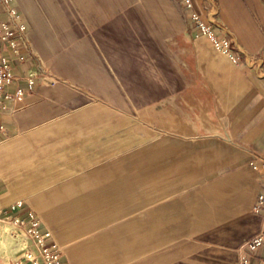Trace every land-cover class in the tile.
<instances>
[{"label":"crops","instance_id":"obj_1","mask_svg":"<svg viewBox=\"0 0 264 264\" xmlns=\"http://www.w3.org/2000/svg\"><path fill=\"white\" fill-rule=\"evenodd\" d=\"M191 1L231 56L183 0L11 2L30 47L4 53L50 78L8 87L24 95L0 110V207L34 211L63 264H264V244L244 248L264 191L249 164L264 161V0Z\"/></svg>","mask_w":264,"mask_h":264},{"label":"built area","instance_id":"obj_2","mask_svg":"<svg viewBox=\"0 0 264 264\" xmlns=\"http://www.w3.org/2000/svg\"><path fill=\"white\" fill-rule=\"evenodd\" d=\"M11 2L12 0H0L1 12L5 14V18L0 19V110L9 100L22 99L24 95L22 88L17 86L14 92L8 90L15 81L24 78L28 88H32L36 81L50 78L35 71L17 75L11 59L4 53L5 48H9L12 55L21 61L24 56L20 46H23L26 51H29L30 47L26 25ZM183 4L190 12L192 29L196 36H208L217 51L230 55V39L214 35L211 26L205 23L200 14L193 9L191 0H183ZM249 164L264 177L263 160L260 164L255 160L250 161ZM21 206L22 202L18 201L0 207V221L6 220V223L10 224V229L12 228L11 232L23 242V253L18 264H63L61 250L54 242L51 232L46 229L41 230L40 219L34 211L28 210L24 214L17 212ZM252 209L261 217V228L244 246L251 251L264 244V191L258 193ZM240 264H251L250 258L242 254Z\"/></svg>","mask_w":264,"mask_h":264},{"label":"rangeland","instance_id":"obj_3","mask_svg":"<svg viewBox=\"0 0 264 264\" xmlns=\"http://www.w3.org/2000/svg\"><path fill=\"white\" fill-rule=\"evenodd\" d=\"M42 73L49 76V72L45 69H42ZM133 120L138 122L135 123L138 125V132L140 135L145 136L147 128H151L149 129L150 131L154 130L155 134L164 133V131L161 129L152 128V126L148 125L146 121L142 120L138 116L134 117ZM6 225L8 226V230L6 228ZM9 226L10 224L6 223V220L0 221V264H18L23 253V242L21 241V239H18L19 237L11 232L12 229H10Z\"/></svg>","mask_w":264,"mask_h":264},{"label":"bare ground","instance_id":"obj_4","mask_svg":"<svg viewBox=\"0 0 264 264\" xmlns=\"http://www.w3.org/2000/svg\"><path fill=\"white\" fill-rule=\"evenodd\" d=\"M50 3V2H49ZM50 17V16H49ZM64 20H65V18H64ZM75 31V30H74ZM78 36V35H77ZM79 37V36H78ZM208 37V36H207ZM209 38V37H208ZM67 39H69V38H67ZM210 40V39H209ZM214 46V45H213ZM67 51V50H66ZM2 226V225H1ZM5 226V225H4ZM8 226L6 225V228H7ZM3 228V227H2ZM12 229V228H11ZM4 230V229H3ZM7 230H8V228H7ZM0 233H1V231H0ZM2 239H3V237H2ZM19 239V238H18ZM22 241V240H21ZM22 243V242H21ZM10 245V244H9ZM6 251H7V249H6ZM7 253V252H6Z\"/></svg>","mask_w":264,"mask_h":264}]
</instances>
